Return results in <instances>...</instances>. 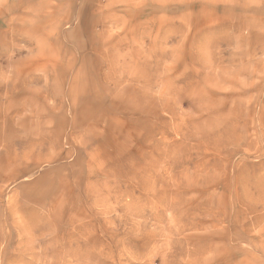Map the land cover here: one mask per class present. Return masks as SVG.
<instances>
[{"label": "rangeland", "instance_id": "rangeland-1", "mask_svg": "<svg viewBox=\"0 0 264 264\" xmlns=\"http://www.w3.org/2000/svg\"><path fill=\"white\" fill-rule=\"evenodd\" d=\"M0 264H264V0H0Z\"/></svg>", "mask_w": 264, "mask_h": 264}, {"label": "bare ground", "instance_id": "bare-ground-1", "mask_svg": "<svg viewBox=\"0 0 264 264\" xmlns=\"http://www.w3.org/2000/svg\"><path fill=\"white\" fill-rule=\"evenodd\" d=\"M243 28V27H242Z\"/></svg>", "mask_w": 264, "mask_h": 264}]
</instances>
